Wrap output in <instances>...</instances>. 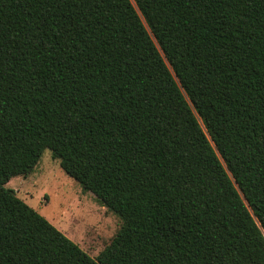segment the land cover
Wrapping results in <instances>:
<instances>
[{"label": "trees", "instance_id": "obj_1", "mask_svg": "<svg viewBox=\"0 0 264 264\" xmlns=\"http://www.w3.org/2000/svg\"><path fill=\"white\" fill-rule=\"evenodd\" d=\"M46 150L95 259L7 186ZM0 264H264V0H0Z\"/></svg>", "mask_w": 264, "mask_h": 264}, {"label": "rangeland", "instance_id": "obj_2", "mask_svg": "<svg viewBox=\"0 0 264 264\" xmlns=\"http://www.w3.org/2000/svg\"><path fill=\"white\" fill-rule=\"evenodd\" d=\"M7 186L94 259L121 228L120 218L92 193L83 192L80 184L52 158L50 150L44 152L32 175L15 177Z\"/></svg>", "mask_w": 264, "mask_h": 264}]
</instances>
